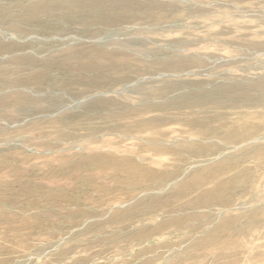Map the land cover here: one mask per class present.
<instances>
[{
    "label": "rangeland",
    "instance_id": "obj_1",
    "mask_svg": "<svg viewBox=\"0 0 264 264\" xmlns=\"http://www.w3.org/2000/svg\"><path fill=\"white\" fill-rule=\"evenodd\" d=\"M86 1L0 0V264H264V0ZM96 151L131 169L76 165Z\"/></svg>",
    "mask_w": 264,
    "mask_h": 264
},
{
    "label": "bare ground",
    "instance_id": "obj_2",
    "mask_svg": "<svg viewBox=\"0 0 264 264\" xmlns=\"http://www.w3.org/2000/svg\"><path fill=\"white\" fill-rule=\"evenodd\" d=\"M25 0H17V2H13L12 0H7V6L5 8L1 7V11L3 13L2 16H4L5 18H10L9 14L7 12L10 11H20L18 13V15H13L14 17H16L18 20H23V21H29V18L31 17L32 14H28L31 11L36 12V15L39 16L40 18L44 17V16H48L51 18H65V17H72L73 15H79V19H81V21L83 20H87V16L85 14V11L88 10L87 6V1L86 0H38L36 3H29L27 4L26 2H24ZM5 13V14H4ZM70 18V19H72ZM42 27V29L40 28ZM53 25L52 24H47L46 21L43 20H36V28L38 30H42L43 32L48 31L50 28H52ZM7 28L11 31H13L14 33H19V34H26L27 31L29 29L23 27L22 25H18V24H8ZM20 74L17 78L13 77L14 71L12 70L10 72V79L9 81L3 82L6 85L12 84L14 82H18V83H23V80L25 79L24 77L26 76V79H28L29 77H32L35 75L36 78V73L34 74L33 72H29V73H24L22 71H18ZM28 74V75H27ZM43 81V80H42ZM102 152H94L92 154L89 155H84L81 158H79L76 162V165H79L78 167L82 168V169H91L94 168L96 166L94 165H99V166H104L107 162H111L114 166V169L120 170L122 165H126L127 168L130 170L132 166V159L129 156H115L112 157L109 155H103L101 154ZM225 159L221 160V163L223 164H227L230 160L231 157H224ZM229 166V164H227ZM62 172V169H58V168H53L52 169V173H56V172ZM194 172V171H193ZM193 172L191 173V175L186 178V180H184L181 184L179 185H183L184 183L191 181L193 179V182L197 184V186H201L202 185V181L201 179L203 178V176L205 175H212L213 172L212 170H198L196 171L195 175H193ZM181 175V170L174 172L170 177L175 178L176 176L180 177ZM114 179H120V176L115 175ZM228 179H232V177H229ZM239 178H237L236 182H238ZM231 184L230 181H227L226 184ZM90 187L89 188H94L96 191H102L104 189V186H99V185H93L90 182ZM128 185H130V182H128ZM230 186V185H228ZM213 191L207 193L204 196L200 197V203L202 201L205 200L206 196H209V198H207L206 200H214L211 201L209 203L215 202V200H221L223 198V194H224V190L219 186V183H215L213 186ZM113 189L115 190V187H108L107 189ZM104 190V191H105ZM241 193H245V191L241 192ZM20 196H28L29 194V189H24V191L19 193ZM35 192H30V195L33 197L35 196ZM47 201L49 203V205L51 204V202L54 200V197L51 195V193L48 191L47 192ZM73 194L70 193H61V195H59V197L61 199H69V197H71ZM113 195V194H112ZM228 195L227 192H225V196ZM180 195H175L174 198L177 199L179 198ZM160 197V196H159ZM162 198H155L153 200H151L150 202L152 204H155L156 207H154L155 209L159 208V204L161 202V200L163 199V196H161ZM19 199V198H18ZM152 199V198H151ZM32 203L34 205H36V200H31ZM195 201H199V199H195ZM194 201V202H195ZM158 204V205H157ZM235 220L232 219V222H234ZM244 226H250L249 224H246ZM216 228H221L219 225L216 226ZM240 230H242V228H240ZM227 239V238H226ZM229 240V239H228ZM229 243V242H228Z\"/></svg>",
    "mask_w": 264,
    "mask_h": 264
}]
</instances>
